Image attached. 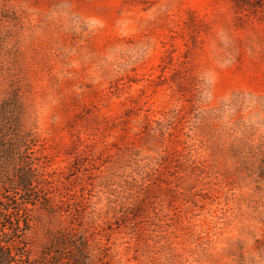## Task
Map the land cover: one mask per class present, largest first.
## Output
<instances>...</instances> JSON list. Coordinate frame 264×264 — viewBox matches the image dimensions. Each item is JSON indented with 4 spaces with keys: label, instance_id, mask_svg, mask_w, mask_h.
Returning <instances> with one entry per match:
<instances>
[{
    "label": "rangeland",
    "instance_id": "obj_1",
    "mask_svg": "<svg viewBox=\"0 0 264 264\" xmlns=\"http://www.w3.org/2000/svg\"><path fill=\"white\" fill-rule=\"evenodd\" d=\"M11 97L31 259L264 264V0H0Z\"/></svg>",
    "mask_w": 264,
    "mask_h": 264
},
{
    "label": "trees",
    "instance_id": "obj_2",
    "mask_svg": "<svg viewBox=\"0 0 264 264\" xmlns=\"http://www.w3.org/2000/svg\"><path fill=\"white\" fill-rule=\"evenodd\" d=\"M12 99L6 98L0 108V264H46L30 258L25 237L31 206L47 204L37 184V140L23 128V112H16ZM85 252L82 246L79 254Z\"/></svg>",
    "mask_w": 264,
    "mask_h": 264
}]
</instances>
